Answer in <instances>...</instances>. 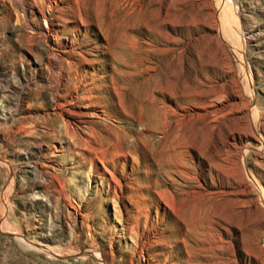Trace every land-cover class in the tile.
<instances>
[{"label": "rangeland", "instance_id": "rangeland-1", "mask_svg": "<svg viewBox=\"0 0 264 264\" xmlns=\"http://www.w3.org/2000/svg\"><path fill=\"white\" fill-rule=\"evenodd\" d=\"M0 264H264V0H0Z\"/></svg>", "mask_w": 264, "mask_h": 264}]
</instances>
